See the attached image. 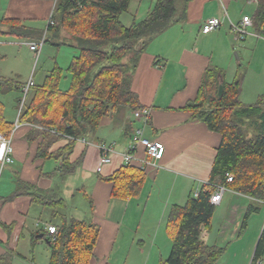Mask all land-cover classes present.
<instances>
[{
  "label": "trees",
  "instance_id": "1",
  "mask_svg": "<svg viewBox=\"0 0 264 264\" xmlns=\"http://www.w3.org/2000/svg\"><path fill=\"white\" fill-rule=\"evenodd\" d=\"M130 1L56 0L52 23L48 22L46 31L51 37L64 31L71 42L54 45L66 44L77 50L66 69L70 74L69 86L60 89L63 69L55 64L41 83L33 82L28 89L19 122L20 127H27L28 143L37 142L35 157L59 162L58 169L63 175L73 173L80 163L70 160L76 140L94 134L103 117L121 108L132 112L144 108L130 87L131 75L147 43L173 23L185 19L190 0H180L182 10L178 16L175 13L179 0H155L144 18L133 19L126 26L120 16L128 10ZM251 20L254 31L264 36V0H257ZM0 24L7 26L5 32L0 31V37L26 41L41 37L40 30L16 18H0ZM138 40L141 46L135 48ZM242 78L240 70L231 82H226L223 71L210 65L203 71L195 97L179 108L190 112L192 120L216 132L220 142L206 183L197 194L190 193L184 204L170 206L165 231L171 249L159 264H215L223 254L226 246L208 244L201 237L212 227L215 205L209 202V197L216 185L224 184L253 201L264 202V95L258 96L254 103H242L239 100ZM21 87L19 81L0 76L1 93L13 89L22 92ZM20 101L21 98L17 100L18 106ZM13 125L14 121L5 118L4 104L0 101V132L8 134ZM60 139L65 140L64 144L50 150ZM226 173L232 175L230 182L226 181ZM146 175L145 168L123 163L109 176L100 178L111 183L112 197L126 199L140 193ZM15 182L14 193L4 201L19 195L29 197L32 204L51 209L47 224L57 229L50 234L38 227L32 234L31 246L40 239L46 242L50 249L48 264H90L99 236L98 225L66 213V202L55 191L19 178ZM257 210V205H248L241 228ZM3 226L7 231L12 228V225ZM262 260L264 231L258 238L251 264H260Z\"/></svg>",
  "mask_w": 264,
  "mask_h": 264
},
{
  "label": "crops",
  "instance_id": "2",
  "mask_svg": "<svg viewBox=\"0 0 264 264\" xmlns=\"http://www.w3.org/2000/svg\"><path fill=\"white\" fill-rule=\"evenodd\" d=\"M55 4L56 0H0V18L22 20L48 38L46 28ZM248 6L252 8L248 9ZM256 7L257 0H190L184 21L171 28L170 25L145 46L131 75L130 87L149 111L148 122L144 123L142 119L152 129L144 137L163 143L165 152L158 168H146L147 175L137 196L126 199L112 197L111 183L100 178L112 174L123 161L120 154H114L111 163L100 164L97 144H106V141L100 137L99 127L93 139L76 140L70 160H79L80 163L73 173L78 168L93 173L89 179V193H85L86 183H81L80 187L89 207L86 220L99 227L90 264H159L168 256L171 241L166 234L165 223L169 208L173 204H184L190 193L198 192L206 183L215 148L220 142L216 132L209 130L204 123L192 120L190 112L179 108L195 97L203 71L208 66L220 68L224 80L231 82L240 70H245L246 75L252 69V65L245 67L239 62L243 53L248 56L246 53L249 51L250 57L258 56L264 64V38L247 36L238 40L229 28V21L237 23L244 15L252 18ZM210 17L220 18L222 24L216 30L204 33L202 24ZM6 30L7 26L0 24V31ZM249 30L255 32L253 24ZM68 39L63 35L56 43H68ZM2 44L0 42V59L6 57ZM263 64L260 65L264 69ZM176 76H179L178 81ZM24 85L22 83L21 88ZM253 87L242 81L239 94L242 103H254L258 96L264 95ZM130 114L133 115L132 111ZM119 127L125 137L120 139L118 147L112 145L116 153L126 150L130 142L133 131L130 117L121 120ZM26 131V126L16 131L14 162L4 165L7 167L6 176H11L14 181L13 186L11 181L0 186V264L33 261L35 254L30 249L31 237L38 229L36 222H42L37 219L28 224L29 213L39 210L29 197L19 195L4 201L14 193L16 178L53 190L54 179L64 177L58 169L59 162L35 157L37 142L28 143ZM64 142L58 140L50 150L57 149ZM136 152L143 155L142 147L139 146ZM4 166L0 168L1 174ZM251 203L257 205L258 210L249 215L241 228L243 215ZM215 207L225 210L215 238L201 234L208 244L226 246L215 264H251L258 238L264 231V202L226 191ZM3 225H12V228L7 231ZM40 241L42 239L36 243ZM260 264H264V260Z\"/></svg>",
  "mask_w": 264,
  "mask_h": 264
},
{
  "label": "rangeland",
  "instance_id": "3",
  "mask_svg": "<svg viewBox=\"0 0 264 264\" xmlns=\"http://www.w3.org/2000/svg\"><path fill=\"white\" fill-rule=\"evenodd\" d=\"M154 2L155 0H131L128 6V10L121 14L120 21L123 25L128 26L131 24L133 19L138 21L144 18L146 13L153 6ZM176 8L177 10L175 15L178 16V14L182 10V3L180 0L176 3ZM247 8L250 9L252 8V6H248ZM183 21L184 20H182L181 22ZM181 22L173 23L170 28L173 27V25L175 26V24ZM60 35H64L69 38L66 33H64V31H61ZM61 36L51 37L49 35L48 41L43 43V46L37 58L35 54L28 49L27 45L22 44L23 40L14 37H0V41L3 43L1 47L5 48L6 52V57H2L0 59V76L13 78L20 83H26L29 78H32L35 83H41L45 75L50 70H52L56 64L58 65V67L63 69L62 79L60 81L59 87L63 90L67 89L69 86L70 74L66 71V69L69 66L72 56L77 52V50L66 44H62L59 46V48H57L53 43H56V41H60ZM134 45L135 48L140 47L141 41H136ZM246 54L250 55L249 51ZM249 55L246 56L243 53V58L239 61L242 66L245 67L249 64L252 65V69L248 71L246 75L244 72L245 70H241L243 75L242 81H245V84H247L248 86L253 85V88L256 89L255 91H261L262 93H264V69L262 65H260L261 63L263 64V59L259 58L258 56L253 58ZM234 57H236L235 54ZM178 80L179 76H176V81ZM22 97L23 93L17 89L10 90L6 93L0 92V101H2L4 104V116L9 121H15L18 112L17 100ZM129 112L130 111L127 108H121L119 109V111H116L115 113L108 115L102 119L99 125V135L106 141V144H111L114 147H118L117 145L120 139L122 137H125L123 133H120L121 128L119 126L121 124V120L124 121L127 116L132 120V126L134 130L137 128L142 129L143 135L151 133V126L144 124L142 118H135L132 114L129 115ZM93 138L94 134H88L86 136V139ZM6 168L7 167L4 166L2 174L0 173V186L4 182L7 183L8 181H11L10 184L11 186H13L14 180L11 176H6ZM92 176L93 173H91L89 170L78 168L77 171L73 174L64 175V177H62L61 179H54L51 185L53 191H55L59 197L65 200V212L73 215L75 218L84 220L88 219L87 216L89 215V207L87 201L82 196L80 187L81 183H86L87 186L85 188V193L88 194L90 191L89 179L92 178ZM224 211V209H220L218 207H215L214 209L211 220L212 227L210 232L206 234L208 237H211V239H214L218 232V229L220 227L219 224L224 216ZM37 219H41V224H45L50 221L51 209L39 207L38 211H31L29 213L28 224H30L31 222L33 223V221H36ZM41 224L40 226H42ZM30 249L33 250L35 259L33 261L27 260L26 264L49 263L50 249L43 239L39 243H35L33 247L30 244Z\"/></svg>",
  "mask_w": 264,
  "mask_h": 264
},
{
  "label": "built area",
  "instance_id": "4",
  "mask_svg": "<svg viewBox=\"0 0 264 264\" xmlns=\"http://www.w3.org/2000/svg\"><path fill=\"white\" fill-rule=\"evenodd\" d=\"M225 16L227 17L226 14ZM48 22L52 23L51 20H49ZM221 24H222V20L220 18L210 17L206 19L205 22L202 24L201 31L204 33L211 32L219 28ZM250 26H252V20L249 16L246 15L242 16L240 21L237 23H233L229 21L230 31L235 35V37L238 40H244L247 36L264 38V36H261L256 32H251L249 30ZM44 42H45V37L41 36L39 39L35 41H23L22 44L27 45L29 50L32 51L37 58L39 56L40 50ZM32 84H33L32 78H29L22 88L23 97L21 98L20 105L18 106L17 116L15 118L12 129L8 134H4L0 132V168L3 167L4 165H9L14 162V146H13L14 134L15 131L20 127V122H19L20 110L25 101L27 91L30 88V86H32ZM132 113L135 118H143L144 123L147 122V118L149 115V111L147 109L143 108L140 110L133 111ZM139 146H141L143 149V155L141 156L137 155L136 152ZM97 147L100 151V156H99L100 164H109L111 163L112 156L114 154H120L119 156L121 157L124 164L135 163L142 169L158 168L159 167L158 162L162 159L165 152V147L163 143H161L160 141L151 140L144 137L142 133V129L140 128H137L135 130L133 129L128 147L126 148V150H124L121 153H116V151L114 150L111 144L108 145L100 142L97 144ZM225 177L227 182H230L232 180V175L230 173H226ZM226 191H232V190L227 188L224 184L216 185L215 190L209 197V202L212 205L219 204L223 193ZM194 194H197V192H195ZM40 224L41 222H36L37 227H41ZM41 225L50 234L56 233L57 231V229L53 225L46 223Z\"/></svg>",
  "mask_w": 264,
  "mask_h": 264
},
{
  "label": "water",
  "instance_id": "5",
  "mask_svg": "<svg viewBox=\"0 0 264 264\" xmlns=\"http://www.w3.org/2000/svg\"><path fill=\"white\" fill-rule=\"evenodd\" d=\"M221 90V86H219V91Z\"/></svg>",
  "mask_w": 264,
  "mask_h": 264
}]
</instances>
